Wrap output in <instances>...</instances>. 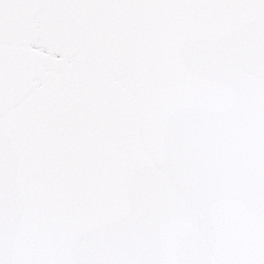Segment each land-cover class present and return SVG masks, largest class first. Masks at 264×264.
<instances>
[{
  "label": "snow or ice",
  "instance_id": "1",
  "mask_svg": "<svg viewBox=\"0 0 264 264\" xmlns=\"http://www.w3.org/2000/svg\"><path fill=\"white\" fill-rule=\"evenodd\" d=\"M0 264H264V0H0Z\"/></svg>",
  "mask_w": 264,
  "mask_h": 264
}]
</instances>
